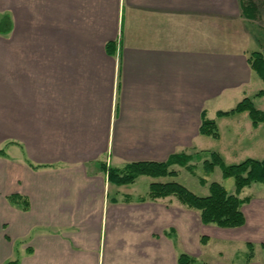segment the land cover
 Here are the masks:
<instances>
[{"label": "crops", "instance_id": "obj_1", "mask_svg": "<svg viewBox=\"0 0 264 264\" xmlns=\"http://www.w3.org/2000/svg\"><path fill=\"white\" fill-rule=\"evenodd\" d=\"M2 15L11 30L0 34V264H177L201 254V237L264 249L255 184L239 194L250 199L244 226L222 229L172 198L137 202L148 186L135 197L102 172L198 156L203 111L218 131L226 120L244 128L216 153L262 159L261 125L247 113L216 117L225 100L264 98L245 92L258 77L253 21L238 0H0Z\"/></svg>", "mask_w": 264, "mask_h": 264}, {"label": "trees", "instance_id": "obj_2", "mask_svg": "<svg viewBox=\"0 0 264 264\" xmlns=\"http://www.w3.org/2000/svg\"><path fill=\"white\" fill-rule=\"evenodd\" d=\"M240 10L244 19L255 21L258 11L251 0H238ZM11 30V20L8 15L0 16V34L4 35ZM115 45L108 43L106 51L114 53ZM250 69L264 84V55L254 51L248 57ZM264 88L259 90L254 98H262ZM247 113L252 127L262 126L264 131V111L255 107L253 99L244 98L229 111H218L216 117H229L235 114ZM199 134L210 137L214 140L219 139V131L214 119H209L206 112L201 114ZM5 151L0 150V157H5ZM210 158L203 162L205 171H212L216 166L221 170L224 179L232 178L234 181V194H228L225 188L216 182L210 183L207 196H196L186 187L177 182H162L161 179L176 178L178 171L175 167L185 168L190 174L193 172L194 165L191 164L193 154L179 153L170 156L164 162H137L124 165L122 168L106 167L103 165L102 172L106 176L108 183L112 186L120 187L133 184L139 177H148L156 182L148 185L147 193L136 199L137 202L157 201L166 198L176 200L181 206L197 213L199 221L204 226H215L222 229H234L244 226L245 219L241 207L248 202L249 198H240L239 194L244 188H249L252 184H260L264 187V159L256 160L248 158L238 164L226 165L221 156L216 152L209 153ZM160 180V181H159ZM200 184L206 185L204 180ZM125 202L133 201L131 197L125 195ZM10 204L19 207L22 211H27L29 203L26 198L19 195L7 197ZM113 200V199H112ZM200 243L205 244V238H200ZM251 255L254 247L246 244ZM195 259L186 254L178 256L177 264H192ZM6 264H16V261Z\"/></svg>", "mask_w": 264, "mask_h": 264}, {"label": "rangeland", "instance_id": "obj_3", "mask_svg": "<svg viewBox=\"0 0 264 264\" xmlns=\"http://www.w3.org/2000/svg\"><path fill=\"white\" fill-rule=\"evenodd\" d=\"M255 5L258 14L256 20L253 22L252 28H250L251 33L255 39V42L252 47V51L261 52L264 55V0H251ZM254 80V82L250 85V88L245 89L247 96H254L260 89L264 88V84L258 79ZM253 98V97H252ZM241 100V99H240ZM238 100H229L224 101L221 104L220 111H229L235 107ZM240 102V101H239ZM254 105L257 109L264 111V98L262 100H256ZM237 117V116H236ZM241 117V116H238ZM235 119V118H234ZM237 126V130L240 135H243L242 131V123L238 122L235 125L234 121L226 120V122H221L219 125V132L221 135V140H214L210 137H205L201 139L200 145L202 151L198 156H195L191 162L194 165L193 172L195 175L190 174L185 168L175 167L174 169L178 171V176L176 178H165L161 179L162 182H177L182 186L186 187L191 193L196 196H207L208 194V185L210 183L216 182L221 184L228 194H234V181L232 178L224 179L221 175V170L218 166H216L212 171H205L203 167V162L210 158L209 153L211 152H223V148H227L233 143V133L232 130ZM239 142L244 141L239 138ZM244 143V142H243ZM259 151L261 150L264 153V149H261L260 146ZM230 152H224V156H222V161L226 165L238 164L246 159L247 157H238L231 158V155L228 156ZM257 158L256 160H263ZM200 180H204L206 185L200 184ZM150 182V178L148 177H139L133 184L126 185L123 189V192L129 193L133 196L143 195L147 190L148 183ZM264 189V187L260 184H255L251 190V193L256 196V192ZM213 227V226H212ZM216 239H210L208 243H201L198 245L199 251L201 254L193 256L195 259L194 264H264V249L261 247H256L251 255H249V250L246 245L240 244L239 242H234L232 245H223L219 244L215 241ZM216 242V243H215ZM218 252L223 253V259H219L220 256Z\"/></svg>", "mask_w": 264, "mask_h": 264}]
</instances>
